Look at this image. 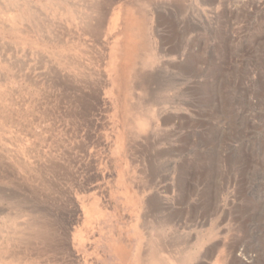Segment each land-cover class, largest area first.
<instances>
[{
    "label": "rangeland",
    "instance_id": "obj_1",
    "mask_svg": "<svg viewBox=\"0 0 264 264\" xmlns=\"http://www.w3.org/2000/svg\"><path fill=\"white\" fill-rule=\"evenodd\" d=\"M93 4L153 26L124 156ZM152 221L172 264H264V0H0V264H138Z\"/></svg>",
    "mask_w": 264,
    "mask_h": 264
},
{
    "label": "bare ground",
    "instance_id": "obj_2",
    "mask_svg": "<svg viewBox=\"0 0 264 264\" xmlns=\"http://www.w3.org/2000/svg\"><path fill=\"white\" fill-rule=\"evenodd\" d=\"M96 7H97L96 4H93L89 8V9H91V10H89V12L91 11V13H89L88 17L91 16V19H90L91 21L88 22L90 25H87L88 26L87 29L92 30L94 35L105 36L106 38L111 40L110 43L112 45L114 44L116 46L117 53L115 54L114 57H110L108 62L105 61L106 62L105 65L110 66L112 64V62L114 63V66H115L114 72L110 73L109 75L113 77V79H112L113 84L112 85L114 87H116V90H121L120 93L122 94V96L120 94V99L122 100V102H121V100H119L118 103L124 109V110H122V111H124V118H122V125H121L122 128H121V133H120L119 141H118V146H119V148H118L119 153L118 154H121V156H124V154L126 153V149L129 146L130 140L133 138V135H135L136 133L144 132L146 127L148 126V124L150 122L149 120H151V118L157 112L156 106H155L156 102L151 101V103L144 105L142 103V101L133 100L130 97L132 86H133V83L131 80L132 76L130 75L131 72L133 71L132 67H134V65L132 64V60L134 58L140 59L141 62L144 64L147 60L152 59L154 56L157 55L156 52L154 54L153 51L149 52V50H148L150 48V41H149L150 39L148 37L153 31V26L152 25L149 26L148 23L146 22V20H144L145 16L139 8H134V7H130V6L129 7L128 6L123 7V9L119 8L117 11H115L114 15L111 17L108 24H106V26H103L101 24V22H99V20H98V18H100V17H97L98 12L100 10V6L98 8H96ZM254 8H256V7H254ZM29 9H30V7H29ZM92 9H94V10H92ZM80 10H82V9H80ZM93 13H95V15H93ZM20 15L19 16H20V20H21V19H23L22 18L23 15H22V13H20ZM85 15H87V14H85ZM23 20H25V19H23ZM104 25H105V23H104ZM113 29H117L118 30L117 33L113 34ZM157 37H159V36H157ZM225 39L226 38L223 37L221 41L224 42ZM159 40H160V38H159ZM107 82H108V80H107ZM116 93H117V91H116ZM132 103H136V104L132 105ZM113 132H115V131H113ZM123 163H124V161H123ZM118 179H119L118 181H120V178H118ZM128 194L133 196V192H127L126 195H128ZM165 221H166V219H165ZM151 224H154L153 221L151 222ZM163 224L164 223L160 221V222H157L156 225L155 224L153 225L152 235L154 237L151 236L150 238H148V240H147L148 249L146 248L147 249L146 252H143L142 250L138 251L139 254L136 256L137 257L136 260H137L138 264H172L171 261H169V262L165 261L164 257H163L164 255H161V253H160V251L163 248V247H161L162 241L160 240V235H161V230L163 228ZM135 230H137V229H135ZM41 234L44 236V233L41 232ZM175 243H177V242H175ZM84 248H86V247H84ZM134 253H135V251H134ZM191 257H193V253L191 251H189V252L184 251V252H182V254L179 252L178 257H174V258L177 259L176 261L178 264H189L191 261ZM220 260H221V258H220ZM218 264H225V263L219 262Z\"/></svg>",
    "mask_w": 264,
    "mask_h": 264
}]
</instances>
